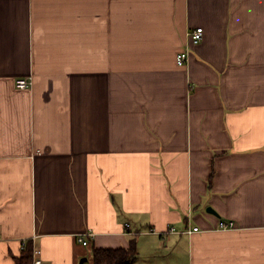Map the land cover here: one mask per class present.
<instances>
[{"label": "crops", "instance_id": "obj_1", "mask_svg": "<svg viewBox=\"0 0 264 264\" xmlns=\"http://www.w3.org/2000/svg\"><path fill=\"white\" fill-rule=\"evenodd\" d=\"M132 241L264 264V0H0V264Z\"/></svg>", "mask_w": 264, "mask_h": 264}, {"label": "trees", "instance_id": "obj_2", "mask_svg": "<svg viewBox=\"0 0 264 264\" xmlns=\"http://www.w3.org/2000/svg\"><path fill=\"white\" fill-rule=\"evenodd\" d=\"M138 259L136 241L130 243L129 248L123 249H96L93 251L94 264H135ZM16 264H34V251L32 245L24 248L21 258Z\"/></svg>", "mask_w": 264, "mask_h": 264}, {"label": "built area", "instance_id": "obj_3", "mask_svg": "<svg viewBox=\"0 0 264 264\" xmlns=\"http://www.w3.org/2000/svg\"><path fill=\"white\" fill-rule=\"evenodd\" d=\"M204 37V30L202 28L196 29L195 31L191 32L188 36V40L189 42H192L194 45H198L201 43V41L203 40ZM188 53L187 52H181L178 55V65L180 67H184L188 61ZM33 86V78H29V79H20L17 81L16 84V88L20 89V90H28L31 89V87ZM235 228V224L233 222H229V223H222L219 226V230L225 231V230H233ZM199 229L196 228L193 230V232H188L189 234H193L198 232ZM171 233H177L175 231V229H170ZM96 237L95 234H93L91 231L85 233V234H81L79 236L78 242L81 243L82 245H84L85 247H88L91 245V242L94 240V238ZM26 247V243L23 244V248ZM40 252H36V255H39ZM34 264H43V261L41 259H37L34 260Z\"/></svg>", "mask_w": 264, "mask_h": 264}, {"label": "water", "instance_id": "obj_4", "mask_svg": "<svg viewBox=\"0 0 264 264\" xmlns=\"http://www.w3.org/2000/svg\"><path fill=\"white\" fill-rule=\"evenodd\" d=\"M208 213H214V211L212 209H209Z\"/></svg>", "mask_w": 264, "mask_h": 264}]
</instances>
